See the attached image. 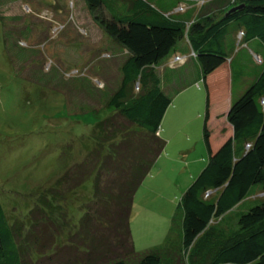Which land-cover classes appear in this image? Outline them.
Segmentation results:
<instances>
[{
  "label": "trees",
  "instance_id": "1",
  "mask_svg": "<svg viewBox=\"0 0 264 264\" xmlns=\"http://www.w3.org/2000/svg\"><path fill=\"white\" fill-rule=\"evenodd\" d=\"M82 2L93 23L128 54L120 68V86L92 134L96 147L87 153L96 160L91 204L102 208L97 212L91 204L86 206L78 229L69 235L67 245H60L50 241L54 230L46 224L30 230L23 220L10 223L0 202V264H264V0H204L190 23L156 9L150 0ZM233 7L238 8L227 14ZM12 17L17 15L0 14L1 20ZM184 37L200 66L198 81L205 86L202 135L207 160L170 218L169 230L176 233L161 248L139 254L130 222L132 204L144 179L157 168L158 158L167 155L162 122L187 83L181 79L164 89L157 67L172 57ZM183 64L175 61L169 67ZM236 78L243 81V91ZM233 93L240 96L232 102ZM112 111L127 125L116 123ZM88 158L77 165V175L70 177L66 171L59 176L48 201L31 210V217L37 211L51 215L56 209V233L65 226L60 185L70 183L65 188L69 193L90 178ZM169 158L185 164L184 156ZM102 172L114 175L110 186H101ZM212 222L229 223L228 234L216 237L213 230L218 226ZM47 240L56 244L50 255ZM35 246L42 248L37 259Z\"/></svg>",
  "mask_w": 264,
  "mask_h": 264
},
{
  "label": "rangeland",
  "instance_id": "2",
  "mask_svg": "<svg viewBox=\"0 0 264 264\" xmlns=\"http://www.w3.org/2000/svg\"><path fill=\"white\" fill-rule=\"evenodd\" d=\"M82 1L0 0V14L5 11L17 15L0 19V202L10 223L23 220L30 230L46 224L54 230L50 241L60 245H67L69 235L78 229L80 217L85 215L84 208L91 204L96 160L88 158L87 153L96 147L92 134L97 131V121L105 116L108 100L120 86V68L128 55L93 23ZM175 61L182 63L185 58H173L171 64ZM235 84L243 91V81L239 79ZM232 96L233 102L240 95ZM205 101V86L200 81L199 95L182 91L168 107L163 134L177 148L158 158L157 168L135 194L130 222L139 254L161 248L169 241L167 237L176 233L175 229L169 230L170 218L180 196L206 164L201 146ZM112 113L116 123L127 125L121 116ZM187 147L192 149L184 156V165L169 158ZM87 158L92 176L79 186L72 183L74 189L69 193L65 188L70 183L60 185L64 191L65 226L56 233V209L51 215L37 211L33 213L35 218L31 217V210L48 201L59 176L66 171L70 177L77 175V165L87 162ZM113 178V174L102 172L101 186H110ZM253 202L248 201L246 208ZM93 205L91 208L97 212L102 208L98 203L95 208ZM229 229L228 223L213 232L222 238ZM50 241L45 246L48 254L56 251V244ZM40 249L34 247L33 259H37ZM134 260L128 258V262Z\"/></svg>",
  "mask_w": 264,
  "mask_h": 264
},
{
  "label": "crops",
  "instance_id": "3",
  "mask_svg": "<svg viewBox=\"0 0 264 264\" xmlns=\"http://www.w3.org/2000/svg\"><path fill=\"white\" fill-rule=\"evenodd\" d=\"M150 1H151V4L156 9H162L165 11L166 14L175 13L178 16H182L184 18H187V19H185V20H187L186 23H190V22L194 21L195 19H197L198 13L202 9L201 6L204 2V0L194 1V2L193 1L188 2L186 0H179L177 3L175 0H150ZM235 37L237 38V35H235ZM173 55H175V56L178 55V56L184 57L185 58L184 64L181 63L183 65H181L180 67L171 69V67H169V65L171 64L172 59L174 58ZM173 55H172V57L167 58L161 65H159L157 67V72H158L159 76L161 77L162 85H163L164 89H169V85L174 84V86H175L179 80L186 78V80H187L186 85H183L181 90L178 93H180L182 91L185 92L186 90H188V91H191L192 94L197 93L199 95V87H200V81L201 80L198 81V79H199L198 77H199L201 70H200V66H199V63H198L196 57L191 56L193 54H192L190 45L188 44V41L185 37L182 38L177 43V47H176V50H175ZM177 77H178V79H176ZM194 85L196 87L192 88V87H194ZM231 97L233 98L232 95H231ZM205 100H206V97H205ZM230 103L231 102H229L228 105ZM167 112H168V109L166 111L164 119L166 118ZM164 123L162 122L161 134L163 135V137L166 141L165 150L168 151L169 154H171V151H173V149H175L177 147L174 143L171 142L169 136H166V137L164 136V134H163V131L165 130ZM202 127H203V125H202ZM188 137H189V135H188ZM201 142H202L201 143L202 149L204 150L203 154L206 152L205 160H207V151H205L206 147H205L203 138L201 139ZM169 147H170V149H169ZM191 149H192L191 147H187L185 149L177 150L176 154L181 155V156H185ZM201 157L203 158V156H201ZM133 240H134V238H133Z\"/></svg>",
  "mask_w": 264,
  "mask_h": 264
},
{
  "label": "water",
  "instance_id": "4",
  "mask_svg": "<svg viewBox=\"0 0 264 264\" xmlns=\"http://www.w3.org/2000/svg\"><path fill=\"white\" fill-rule=\"evenodd\" d=\"M238 7H233L232 9H230L228 12H227V14L229 13V12H231V11H234L235 9H237Z\"/></svg>",
  "mask_w": 264,
  "mask_h": 264
},
{
  "label": "built area",
  "instance_id": "5",
  "mask_svg": "<svg viewBox=\"0 0 264 264\" xmlns=\"http://www.w3.org/2000/svg\"><path fill=\"white\" fill-rule=\"evenodd\" d=\"M178 58H179V57L176 56L174 59H178ZM172 65H173V63H172Z\"/></svg>",
  "mask_w": 264,
  "mask_h": 264
},
{
  "label": "clouds",
  "instance_id": "6",
  "mask_svg": "<svg viewBox=\"0 0 264 264\" xmlns=\"http://www.w3.org/2000/svg\"><path fill=\"white\" fill-rule=\"evenodd\" d=\"M175 57H176V56H175ZM175 57H174V58H175ZM177 57H179V56H177Z\"/></svg>",
  "mask_w": 264,
  "mask_h": 264
}]
</instances>
